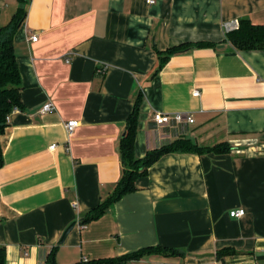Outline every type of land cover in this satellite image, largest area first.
<instances>
[{
	"label": "crops",
	"instance_id": "1",
	"mask_svg": "<svg viewBox=\"0 0 264 264\" xmlns=\"http://www.w3.org/2000/svg\"><path fill=\"white\" fill-rule=\"evenodd\" d=\"M18 8L0 0V28ZM27 11L15 37L23 108L1 137L6 264H44L55 246L57 264L158 247L122 264H264V50L223 43L225 22L264 25V0H28ZM196 42L218 46L175 55L154 75L156 49ZM139 92L138 158L180 137L234 149L165 155L82 225L121 178L119 143ZM47 103L54 110L42 113ZM158 112L195 122L157 131ZM71 120L80 126L68 136ZM236 209L245 215L230 217ZM221 250L235 253L219 259Z\"/></svg>",
	"mask_w": 264,
	"mask_h": 264
},
{
	"label": "trees",
	"instance_id": "2",
	"mask_svg": "<svg viewBox=\"0 0 264 264\" xmlns=\"http://www.w3.org/2000/svg\"><path fill=\"white\" fill-rule=\"evenodd\" d=\"M28 0H19V8L11 21L0 28V169L4 166V154L1 145V137L9 127L7 117L14 107L23 108L21 100L22 81L15 53V37L27 17ZM238 30L227 33L223 43H229L237 51L264 50V25H255L249 19L240 21ZM218 45L211 42L184 43L169 48L162 52L156 49L158 55V66L154 72L157 75L171 57L200 48H216ZM143 102V93L139 92L132 112L130 113L124 135L119 143V154L122 165L121 178L115 185L111 195L98 206L85 214L80 221L82 225L97 221L109 212L111 206L124 196L136 191V181L145 177L152 165L168 154H196V155H227L233 151V146L228 142H222L214 146H202L194 143L189 138L180 137L159 148L149 150L143 158L135 154V143L138 131V122ZM58 246L51 249L46 256L44 264H57L56 255ZM162 248H145L118 258H110L97 261H88L80 264H122L130 260H138L142 257L161 252ZM169 254H179L177 250H164ZM235 253L233 250H221L218 258ZM7 251L0 247V264H6Z\"/></svg>",
	"mask_w": 264,
	"mask_h": 264
},
{
	"label": "built area",
	"instance_id": "3",
	"mask_svg": "<svg viewBox=\"0 0 264 264\" xmlns=\"http://www.w3.org/2000/svg\"><path fill=\"white\" fill-rule=\"evenodd\" d=\"M156 3V0H147L148 5H154ZM240 27V22L238 20H232L229 22H225L223 24V29L225 31V34L233 32L235 30H238ZM32 42H37L38 41V36L33 35L31 37ZM106 68H102L99 71L104 74ZM193 95L195 97H198L200 95V92L196 90ZM54 110L52 103H47L44 105L42 108V113H47V112H52ZM22 112V109L18 106L14 107L11 114L7 117V120L9 122L11 115L15 113ZM153 122L156 125L157 131L161 128H166L168 130L174 129L176 126H181L184 124H193L195 122L194 118L192 115H186L182 113H177L174 115H168V114H163V113H156L153 117ZM80 126V122L77 120H71L66 123V131L68 136H72L73 133L75 132L76 128ZM56 145L51 146V149L54 150ZM230 217L232 218H242L245 215V210L244 209H236L232 210L230 213ZM82 263L88 262L87 259L83 258L81 260Z\"/></svg>",
	"mask_w": 264,
	"mask_h": 264
},
{
	"label": "water",
	"instance_id": "4",
	"mask_svg": "<svg viewBox=\"0 0 264 264\" xmlns=\"http://www.w3.org/2000/svg\"><path fill=\"white\" fill-rule=\"evenodd\" d=\"M222 47V46H221ZM76 223H72L64 232L61 240L59 241V244L64 243L65 239L67 238L68 234L74 229Z\"/></svg>",
	"mask_w": 264,
	"mask_h": 264
}]
</instances>
